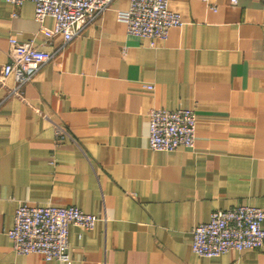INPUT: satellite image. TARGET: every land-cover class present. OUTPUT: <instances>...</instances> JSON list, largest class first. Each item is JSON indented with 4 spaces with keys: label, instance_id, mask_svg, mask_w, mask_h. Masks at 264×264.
Masks as SVG:
<instances>
[{
    "label": "crops",
    "instance_id": "crops-1",
    "mask_svg": "<svg viewBox=\"0 0 264 264\" xmlns=\"http://www.w3.org/2000/svg\"><path fill=\"white\" fill-rule=\"evenodd\" d=\"M128 7L115 0L64 43L31 2L0 0V73L10 35L52 53L17 94L13 75L0 85V264H66L13 251L19 202L100 217L69 225L70 264H264V247L191 249L213 211H264V0H167L183 24L156 47L127 35ZM152 108L193 110L194 148L149 149Z\"/></svg>",
    "mask_w": 264,
    "mask_h": 264
},
{
    "label": "built area",
    "instance_id": "built-area-1",
    "mask_svg": "<svg viewBox=\"0 0 264 264\" xmlns=\"http://www.w3.org/2000/svg\"><path fill=\"white\" fill-rule=\"evenodd\" d=\"M18 7L29 1L34 6V19L42 23L52 17L54 27L42 26L47 37L63 36L64 43L80 35L96 17L106 11L115 0H4ZM205 1V0H203ZM236 4L237 0H230ZM183 23L179 14L167 7V0H129L126 33L146 39L156 47L167 39L171 27ZM52 53L37 49L29 42L19 41L15 35L8 38V60L0 73V85L14 76L12 94L31 80L39 69L50 61ZM147 89H153L146 84ZM148 116V147L153 151L192 150L195 144L196 113L188 108L167 110L152 108ZM57 135H65L55 127ZM100 217L84 213L73 205L29 206L19 202L13 225L6 234L13 251L19 255L40 254L45 261L57 260L70 264L68 227L76 225L82 230L94 228ZM264 211L260 208L238 204L227 210L213 211L207 222L192 229L191 249L201 257H218L230 252L259 250L264 247Z\"/></svg>",
    "mask_w": 264,
    "mask_h": 264
}]
</instances>
